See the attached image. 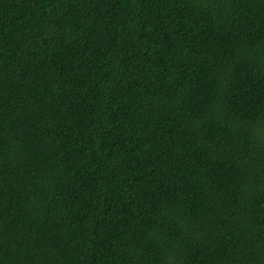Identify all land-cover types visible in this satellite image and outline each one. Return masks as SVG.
Masks as SVG:
<instances>
[{
  "label": "trees",
  "instance_id": "16d2710c",
  "mask_svg": "<svg viewBox=\"0 0 264 264\" xmlns=\"http://www.w3.org/2000/svg\"><path fill=\"white\" fill-rule=\"evenodd\" d=\"M0 264H264V0H0Z\"/></svg>",
  "mask_w": 264,
  "mask_h": 264
}]
</instances>
